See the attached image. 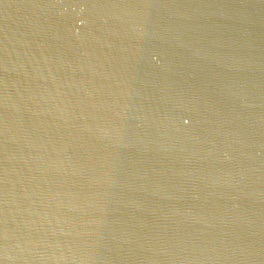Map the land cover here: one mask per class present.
I'll return each instance as SVG.
<instances>
[{"label":"water","instance_id":"obj_1","mask_svg":"<svg viewBox=\"0 0 264 264\" xmlns=\"http://www.w3.org/2000/svg\"><path fill=\"white\" fill-rule=\"evenodd\" d=\"M0 264H264V0H0Z\"/></svg>","mask_w":264,"mask_h":264}]
</instances>
